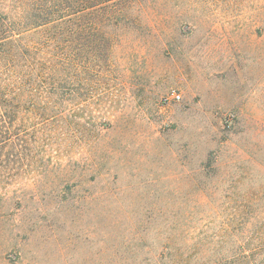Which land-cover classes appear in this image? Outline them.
<instances>
[{
  "label": "rangeland",
  "instance_id": "obj_1",
  "mask_svg": "<svg viewBox=\"0 0 264 264\" xmlns=\"http://www.w3.org/2000/svg\"><path fill=\"white\" fill-rule=\"evenodd\" d=\"M0 46V264H145L264 215V0H0Z\"/></svg>",
  "mask_w": 264,
  "mask_h": 264
},
{
  "label": "trees",
  "instance_id": "obj_2",
  "mask_svg": "<svg viewBox=\"0 0 264 264\" xmlns=\"http://www.w3.org/2000/svg\"><path fill=\"white\" fill-rule=\"evenodd\" d=\"M49 24L41 23L35 27L47 30ZM66 24L75 26L73 21ZM62 25L58 24L52 29L58 31ZM21 41L18 38V56L21 54ZM6 53L9 54L0 46V57ZM19 81L18 76V89H15L18 98L3 99L0 90V163L4 162V150H18V135H13L18 125L13 119L20 107L19 100L24 90ZM154 244H150L152 255L145 264H264V215L230 213L215 231L197 229L181 236L167 235L158 250Z\"/></svg>",
  "mask_w": 264,
  "mask_h": 264
},
{
  "label": "built area",
  "instance_id": "obj_3",
  "mask_svg": "<svg viewBox=\"0 0 264 264\" xmlns=\"http://www.w3.org/2000/svg\"><path fill=\"white\" fill-rule=\"evenodd\" d=\"M171 100H173V101H179L180 100V95L173 92L171 94Z\"/></svg>",
  "mask_w": 264,
  "mask_h": 264
}]
</instances>
